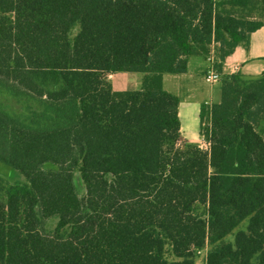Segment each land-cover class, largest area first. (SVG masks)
Segmentation results:
<instances>
[{
  "label": "trees",
  "instance_id": "obj_1",
  "mask_svg": "<svg viewBox=\"0 0 264 264\" xmlns=\"http://www.w3.org/2000/svg\"><path fill=\"white\" fill-rule=\"evenodd\" d=\"M261 29L264 0H0V264H264V70L223 73ZM210 58L204 149L161 77Z\"/></svg>",
  "mask_w": 264,
  "mask_h": 264
},
{
  "label": "rangeland",
  "instance_id": "obj_2",
  "mask_svg": "<svg viewBox=\"0 0 264 264\" xmlns=\"http://www.w3.org/2000/svg\"><path fill=\"white\" fill-rule=\"evenodd\" d=\"M252 36H253L252 37L253 40L257 39L258 36L260 37V40L258 41L256 48H254V46H252V50L250 52V55L251 56L260 55V56L264 57V29H261L260 31L255 33V35H252ZM236 53H239V52L236 51ZM235 57L239 59L238 54H236ZM236 58H232L229 60L230 62L228 64L230 65V67L228 69L225 68L226 71L223 72L224 75H231L234 73H240L241 75H243L247 78L255 79L264 70V63L263 62H254V61H252L251 64L247 65V67L245 69H241L240 67H238L237 70H234L233 66H234V64H236L234 62V61H237ZM238 64H240V62H238ZM113 77L114 78L112 79V81H110V85L114 90L118 89L119 92H129V91H136L139 89L140 83L142 81V77H144V76L143 75H137V74H117V75H114ZM161 79H162V81L164 80L163 89L167 92L174 94V95H176V93H174V92H178L179 89H181V86H183L181 84H179L177 86V84H178V83H176L177 80H172L171 78H169V76L168 77L163 76V77H161ZM184 79L185 78H182V79L179 78V80H182L183 83H184ZM187 79H188V84L190 86H192V84L197 85L196 89H197V91H199V93L191 92L188 95L190 102L187 104H190V103L193 105L199 104V102L202 99V95H204L205 91H207L209 89L211 90V92L213 91L210 96H212V95L215 96L216 94H214V91H215L216 87H218L220 85V83L214 84L213 86L205 85L202 81L203 77L195 78L193 76H188ZM190 83H192V84H190ZM168 89L171 91H169ZM193 89H195V88L193 87ZM214 96L212 97V99L209 100V102L207 100H206V102L211 104ZM180 99H182V98H180ZM185 110H186V105H185V103H182V100H181L180 111H181V116H182V121H181L182 122V128H184V130L187 129V133H186L187 136H185V139L188 140L189 142H194L195 141L194 137H196V135H197L196 133L199 130V125L198 124L195 125L193 122V120H194L193 117H195L194 113H192V120L189 123L187 122ZM189 131H190L191 135H189ZM9 173H10V170L7 167L0 164V174L7 175ZM246 224H247L246 221L241 223V225L238 227L237 230H244L246 227ZM51 226H53V225H51ZM204 257H205V254H202L201 257L199 258L197 264H204ZM169 260H170V258H169Z\"/></svg>",
  "mask_w": 264,
  "mask_h": 264
},
{
  "label": "crops",
  "instance_id": "obj_3",
  "mask_svg": "<svg viewBox=\"0 0 264 264\" xmlns=\"http://www.w3.org/2000/svg\"><path fill=\"white\" fill-rule=\"evenodd\" d=\"M262 34V33H261ZM255 35V34H254ZM260 36V35H259ZM257 37V39H255V40H253V36L251 37V40H250V44H249V46L246 48V47H244L243 45H240L238 48H237V50L236 51H238L239 53H236V51H235V53L227 60V62H226V64H225V66H224V70H223V72H225L226 70H225V68L226 69H228L229 67H230V65L228 64L230 61V59H232V58H236L235 57V55L236 54H238V57H239V59L238 58H236L237 59V61L238 62H240V64H238V62L237 61H234L236 64H234V69H238V67H240L241 69H245L246 67H247V65H249V64H251V62L252 61H254V62H262V60L261 59H263L264 57L263 56H260V55H255V56H251L250 55V52H251V50H252V46H254V48H256L257 47V43H258V41L260 40V37ZM262 55V54H261ZM163 77V76H162ZM168 77V76H167ZM187 77L188 76H179V77H175V76H169V78H171L172 80H177L176 81V83H178L177 84V86L179 85V84H181V85H183V86H181V89H179V91L178 92H174V93H176V97L178 98V100H179V110H178V116H179V120H180V125H181V128H180V133H181V141L182 142H185V143H192V144H199L200 145V143H201V139H200V137H199V134H198V132L196 133L197 135H196V137H194L195 138V141L194 142H189L188 140H186L185 139V136H187V129H185L184 130V128H182V116H181V111H180V103H181V100H182V103H185V105H186V110H185V114H186V119H187V122L189 123L191 120H192V113H194V115H195V117H193L194 118V120H193V122H194V124L195 125H199V121H198V115H199V108H200V106L202 105V104H210V103H208L209 102V100L210 99H212V97L214 96V95H212V96H210L211 95V93L213 92H211V90L209 89V90H207V91H205V94L204 95H202V99H201V101L199 102V104H197V105H193V104H187V103H189L190 102V99H189V97H188V95L191 93V92H195V93H199V91H197V85H193L192 83H190V84H192V86H190L189 84H188V79H187ZM114 77L113 76H111L109 79H110V81H112V79H113ZM179 78L180 79H182V78H185L184 79V83L182 82V80H179ZM142 79H143V77H142ZM162 80V79H161ZM203 81V80H202ZM204 83V82H203ZM162 84H163V86H164V80L162 81ZM205 84V83H204ZM205 85H207V84H205ZM209 86V85H208ZM185 87V88H184ZM193 87L195 88V89H193ZM219 87H220V85L218 86V87H216V89H215V91H214V94H216L217 93V91H218V89H219ZM113 89V88H112ZM114 90V89H113ZM169 90V89H168ZM114 91H116V92H119V90L118 89H116V90H114ZM169 91H171V90H169ZM173 92V91H172ZM170 93V92H169ZM172 94V93H171ZM174 95V94H173ZM186 96V97H185ZM180 98H182V99H180ZM206 100L208 101V102H206ZM189 127V126H188ZM189 135H191V133H190V131H189Z\"/></svg>",
  "mask_w": 264,
  "mask_h": 264
},
{
  "label": "built area",
  "instance_id": "obj_4",
  "mask_svg": "<svg viewBox=\"0 0 264 264\" xmlns=\"http://www.w3.org/2000/svg\"><path fill=\"white\" fill-rule=\"evenodd\" d=\"M208 64H209L208 70L203 76V82L209 86H213L214 84H219L220 83V76L213 70V67H212L213 60L211 58L208 59ZM234 70H236V69H234ZM200 146L204 149H208V145L203 140H201ZM202 254H205V252H202L200 254V257Z\"/></svg>",
  "mask_w": 264,
  "mask_h": 264
}]
</instances>
